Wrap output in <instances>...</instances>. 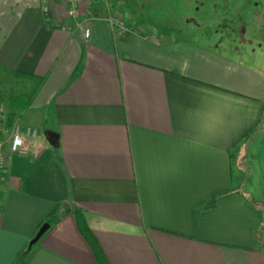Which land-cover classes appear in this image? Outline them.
I'll list each match as a JSON object with an SVG mask.
<instances>
[{
  "label": "crops",
  "instance_id": "0c3cea01",
  "mask_svg": "<svg viewBox=\"0 0 264 264\" xmlns=\"http://www.w3.org/2000/svg\"><path fill=\"white\" fill-rule=\"evenodd\" d=\"M76 7L0 0V72L42 80L17 120L49 125L1 177L0 264L55 210L25 264H97L73 210L107 264H264L263 70L107 0Z\"/></svg>",
  "mask_w": 264,
  "mask_h": 264
},
{
  "label": "rangeland",
  "instance_id": "374dc122",
  "mask_svg": "<svg viewBox=\"0 0 264 264\" xmlns=\"http://www.w3.org/2000/svg\"><path fill=\"white\" fill-rule=\"evenodd\" d=\"M107 2L116 10H127L131 17L137 18L134 22L136 26L147 30L150 36L157 37L159 41L181 40L197 45L208 42L221 54L257 65L264 73V0ZM188 20H194V23ZM32 87V81L12 78L0 72V104L6 105L7 114L8 98L29 92ZM18 112L15 111L13 120H17ZM48 127L46 123L36 124L39 137L44 139L43 134ZM249 188L247 183L242 190L249 193Z\"/></svg>",
  "mask_w": 264,
  "mask_h": 264
},
{
  "label": "built area",
  "instance_id": "2783aa9c",
  "mask_svg": "<svg viewBox=\"0 0 264 264\" xmlns=\"http://www.w3.org/2000/svg\"><path fill=\"white\" fill-rule=\"evenodd\" d=\"M65 2L68 16L77 18V0H65ZM109 20L119 32L125 30V26L120 19L110 16ZM84 35L88 37L89 31L85 30ZM7 117L6 105L0 104V188L1 177L7 168L9 158L12 155L19 154L25 147L27 140L36 143L38 138L37 129L23 125L19 120H12L8 126Z\"/></svg>",
  "mask_w": 264,
  "mask_h": 264
},
{
  "label": "trees",
  "instance_id": "16d2710c",
  "mask_svg": "<svg viewBox=\"0 0 264 264\" xmlns=\"http://www.w3.org/2000/svg\"><path fill=\"white\" fill-rule=\"evenodd\" d=\"M41 82H42L41 79H35V84L29 92L20 93L18 95H12L8 98V108L10 110V113L8 114V117H7V125L8 126L10 125L11 121L15 117V111H17V110L22 111V110H26L27 108H29V106L32 102V99H33L34 95L36 94V91L38 90ZM221 196L222 195H219L217 197H213L209 201V203L207 204L206 207L209 208V207L213 206L214 202L218 198H220ZM72 214H73L77 229H78L79 233L81 234V236L83 237V239L88 244V246L90 247V249L93 253V256L95 257V259L97 261V264H107L103 254H102L100 245L97 242L96 238L91 233V231L89 230V228L87 227L84 216L82 215V213L80 211L73 210ZM57 219H58V217L56 215V210H55L45 219L44 223H48V224L52 225L57 221ZM30 247L31 246L28 245V249H26L24 252L19 253L17 260L14 264H25L26 263L27 256H28L29 251H30Z\"/></svg>",
  "mask_w": 264,
  "mask_h": 264
},
{
  "label": "water",
  "instance_id": "95a60500",
  "mask_svg": "<svg viewBox=\"0 0 264 264\" xmlns=\"http://www.w3.org/2000/svg\"><path fill=\"white\" fill-rule=\"evenodd\" d=\"M188 22L190 23H194V20H188ZM47 139L51 140V133H46ZM49 228V224L48 223H44L38 230V232L36 233L35 237L30 241L29 246H32L35 242H37V240L43 235V233Z\"/></svg>",
  "mask_w": 264,
  "mask_h": 264
}]
</instances>
